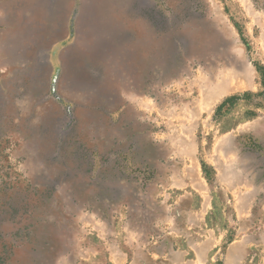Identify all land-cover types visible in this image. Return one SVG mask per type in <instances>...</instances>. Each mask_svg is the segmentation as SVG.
<instances>
[{"label":"rangeland","instance_id":"obj_1","mask_svg":"<svg viewBox=\"0 0 264 264\" xmlns=\"http://www.w3.org/2000/svg\"><path fill=\"white\" fill-rule=\"evenodd\" d=\"M152 1L166 30L116 109L69 107L62 139L52 100L0 109V264H264V0Z\"/></svg>","mask_w":264,"mask_h":264},{"label":"crops","instance_id":"obj_2","mask_svg":"<svg viewBox=\"0 0 264 264\" xmlns=\"http://www.w3.org/2000/svg\"><path fill=\"white\" fill-rule=\"evenodd\" d=\"M165 16L152 0H3L0 65L13 69L0 80L1 104L46 96L64 107L56 118L118 105L120 90L150 74L152 28L165 31Z\"/></svg>","mask_w":264,"mask_h":264},{"label":"water","instance_id":"obj_3","mask_svg":"<svg viewBox=\"0 0 264 264\" xmlns=\"http://www.w3.org/2000/svg\"><path fill=\"white\" fill-rule=\"evenodd\" d=\"M150 66H151V59H150ZM130 90V89H128ZM127 91V90H126ZM1 92H0V109L3 107L1 104ZM46 100V96L42 98L43 102ZM120 104V100H118ZM36 105V103H35ZM112 105L111 107H105L104 111L102 113H99L98 110L94 107H88L86 110L82 113L84 115L86 120H95L96 122L99 120L98 116H102L103 113H110L113 111V109H116L118 106ZM85 107V106H84ZM69 109V107H67ZM59 110L50 109V111L44 116V121L48 123V126L44 128L43 132L46 133L48 136L53 138L62 139L67 133H63L68 131V125L70 124V120L72 119V115L74 112L64 111V114L62 116H54ZM58 114V113H57ZM84 119V120H85ZM69 132V131H68ZM30 157L33 158V170L36 176V181L40 183H49V181H46V173L44 171H41V167L45 164L46 161L50 160L54 156V152L49 149H38V147H35L34 145L30 149ZM40 167V168H39ZM51 187L54 188L57 185V182H51Z\"/></svg>","mask_w":264,"mask_h":264},{"label":"trees","instance_id":"obj_4","mask_svg":"<svg viewBox=\"0 0 264 264\" xmlns=\"http://www.w3.org/2000/svg\"><path fill=\"white\" fill-rule=\"evenodd\" d=\"M239 98L237 97H230L227 98L223 103H221L218 108L217 111H220L222 108H224V106L226 105H233Z\"/></svg>","mask_w":264,"mask_h":264},{"label":"bare ground","instance_id":"obj_5","mask_svg":"<svg viewBox=\"0 0 264 264\" xmlns=\"http://www.w3.org/2000/svg\"><path fill=\"white\" fill-rule=\"evenodd\" d=\"M230 76H231V75H230ZM219 81H220V80H219ZM224 81H225V80H224ZM214 83H215V82H214ZM244 83H245V82H244ZM207 84H208V82H207ZM216 87L218 88L219 92H221V93H225V92H226V90L221 89V87H223L222 84H217Z\"/></svg>","mask_w":264,"mask_h":264}]
</instances>
